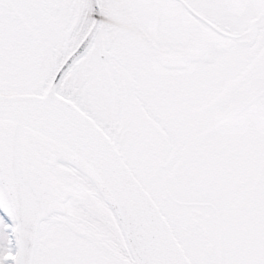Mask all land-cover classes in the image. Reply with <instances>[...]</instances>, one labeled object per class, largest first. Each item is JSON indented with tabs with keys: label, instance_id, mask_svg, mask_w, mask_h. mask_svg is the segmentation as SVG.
I'll list each match as a JSON object with an SVG mask.
<instances>
[{
	"label": "snow or ice",
	"instance_id": "6c2138e0",
	"mask_svg": "<svg viewBox=\"0 0 264 264\" xmlns=\"http://www.w3.org/2000/svg\"><path fill=\"white\" fill-rule=\"evenodd\" d=\"M0 264H264V0H0Z\"/></svg>",
	"mask_w": 264,
	"mask_h": 264
}]
</instances>
